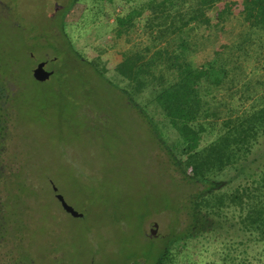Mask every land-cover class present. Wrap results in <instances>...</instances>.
I'll list each match as a JSON object with an SVG mask.
<instances>
[{"label":"rangeland","instance_id":"rangeland-1","mask_svg":"<svg viewBox=\"0 0 264 264\" xmlns=\"http://www.w3.org/2000/svg\"><path fill=\"white\" fill-rule=\"evenodd\" d=\"M69 3L0 0V75L8 82L0 98V264H155L166 239L190 225V197L202 186L186 182L161 148V139L173 147L179 137L156 112L152 93L136 95L114 70L100 78L107 57L150 46L146 20L115 39L116 16L132 3L80 0L70 11ZM68 12L64 31L53 27ZM200 37L189 38L199 64L209 61ZM63 41L77 53H63ZM167 42L175 50L181 40L158 45ZM251 48L250 59L242 53L230 65L234 82L216 106L231 102L227 87L252 94L243 84L263 75L256 62L264 55ZM95 55L102 56L98 72ZM41 63L52 75L46 83L33 77ZM263 153L264 143L257 156ZM229 177V185L239 181ZM56 194L84 217L67 214ZM212 229L173 245L167 264H264L259 246H235L242 236L226 223Z\"/></svg>","mask_w":264,"mask_h":264},{"label":"trees","instance_id":"trees-1","mask_svg":"<svg viewBox=\"0 0 264 264\" xmlns=\"http://www.w3.org/2000/svg\"><path fill=\"white\" fill-rule=\"evenodd\" d=\"M79 1L70 0L69 11ZM128 3H132L129 12L116 16L115 39L125 40L136 23L144 19L150 46L109 56L108 65L102 69L98 65L102 56L95 55L91 65L100 69L103 80V72L114 70L130 87L134 86L136 95L143 90L152 93L150 98L156 112L164 116L179 137L173 147L161 139V148L186 182L202 186L190 197V225L185 232H174L166 239L155 264H167L173 245L211 233L215 223L219 226L226 223L229 232L242 236L235 246L249 249L259 246L262 249L259 254L264 255V153L257 156L264 143L262 58L258 56L256 63L260 62L258 69L263 75L254 85L252 80L243 84L248 93L253 90L252 94L246 98L242 93L234 95L233 88L227 87L231 102L219 106L214 103L224 92V86L233 84L235 69L230 65L238 61L240 54L250 59L254 54L251 46L255 45V51L264 55V0H128ZM68 15L69 12L56 25L61 31ZM237 28L242 29L240 33L231 35ZM192 32L208 41L202 57L209 61L199 64L192 59L199 53V48L192 47L189 41ZM170 36L181 40L175 50H170L169 42L164 47L158 45ZM59 45L65 54L77 53L69 42ZM48 46L54 48L51 43ZM7 83L0 75V98L4 97ZM229 173H235L239 179L234 186L228 184ZM246 253L248 250L243 254Z\"/></svg>","mask_w":264,"mask_h":264},{"label":"water","instance_id":"water-1","mask_svg":"<svg viewBox=\"0 0 264 264\" xmlns=\"http://www.w3.org/2000/svg\"><path fill=\"white\" fill-rule=\"evenodd\" d=\"M33 77L34 79L39 83H46L51 79V75L46 73V64L41 63L37 66V68L33 71ZM55 193L58 192L56 188L53 189ZM56 198L61 204L63 210L69 214L71 217L75 219H82L84 217L83 214L76 212L72 207H70L64 200L62 196L59 194H56ZM157 229V225H152V230L155 231Z\"/></svg>","mask_w":264,"mask_h":264},{"label":"flooded vegetation","instance_id":"flooded-vegetation-1","mask_svg":"<svg viewBox=\"0 0 264 264\" xmlns=\"http://www.w3.org/2000/svg\"><path fill=\"white\" fill-rule=\"evenodd\" d=\"M58 21H56L55 25L53 27H56V25H58ZM46 68H47V65H46ZM50 75V74H49ZM51 78H52V75H51ZM50 81V80H49ZM62 207V206H61Z\"/></svg>","mask_w":264,"mask_h":264}]
</instances>
